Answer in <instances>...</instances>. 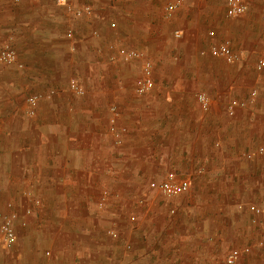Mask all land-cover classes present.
Listing matches in <instances>:
<instances>
[{"label":"crops","instance_id":"crops-1","mask_svg":"<svg viewBox=\"0 0 264 264\" xmlns=\"http://www.w3.org/2000/svg\"><path fill=\"white\" fill-rule=\"evenodd\" d=\"M171 1L74 0L94 8L81 17L56 0H0V48L12 42L23 63L0 65V207L19 198L23 212L31 203L20 194L43 196L19 227L18 245L0 249V264H215L228 240L249 249L241 264L253 261L244 243L264 237L251 221L255 207L264 208V155L247 159L243 151L264 146V68L257 69L264 0H245L236 17L227 16L226 0H181L168 17ZM221 43L240 59L209 52ZM128 48L153 62L151 91L135 92L142 61L124 59ZM52 88L58 93L28 116L23 93ZM255 89L253 103L227 111L228 102L248 100ZM198 92L210 97L208 110ZM112 106L121 143L110 131ZM168 171L191 179L187 193L166 199L180 207L177 215L165 206L160 212L157 202L136 205L130 209H146L138 213L149 218L133 227L113 197L107 217L91 215L87 197L101 186ZM116 224L114 238L107 232ZM184 226L194 227L190 245H182ZM257 253L264 264V246Z\"/></svg>","mask_w":264,"mask_h":264},{"label":"built area","instance_id":"built-area-1","mask_svg":"<svg viewBox=\"0 0 264 264\" xmlns=\"http://www.w3.org/2000/svg\"><path fill=\"white\" fill-rule=\"evenodd\" d=\"M57 4L62 6L68 13L75 16H82L84 14H91L92 7L89 4L83 5H75L70 0H56ZM182 4L181 0L171 1L167 4L165 8L166 16L170 17L173 15L174 11ZM227 8L226 14L230 17L240 16L246 11V3L245 0H226ZM68 37L73 36V30L69 29L66 33ZM177 36L180 34L177 32ZM209 52L217 57H222L226 59L228 62H235L240 59L241 55L237 52L233 51L228 43L221 44H213L210 46ZM124 58L126 60L139 59L142 61V76L139 84L135 88V92L138 94H144L153 89L155 83L153 77V62L146 55L145 52L137 49H130L128 51H124ZM18 62V54L12 42L6 41L0 48V63L3 64H14ZM19 67H23V63L18 62ZM264 68V58L260 59L257 64V69L261 70ZM71 89L78 94H82L84 92V88L81 84H78L77 81H73L71 84ZM48 96H52L55 93V90H49ZM257 95L256 89L251 92L250 99L248 100H237L233 99L227 103V111L230 114H233L237 108H245L249 104L253 103ZM44 97V94L34 93L29 95L26 98V114L28 116H33L36 114V110L38 107V102L40 99ZM196 98L204 110H208L211 106V99L205 92L196 93ZM111 111L113 115L111 117L110 130L112 131L116 143H121V135L116 126L117 122V111L116 108L112 106ZM264 154V146L259 147L255 151H247L244 153V156L247 159H253L257 155ZM202 171V170H200ZM191 179L188 176H181L175 171H168L163 177L159 179H154L149 182V187L153 191L160 193L167 197H174L177 195H181L187 193L190 189ZM108 192L103 190L101 192L100 198L98 200V207L103 208L107 203ZM33 206L39 204V199L32 200ZM33 207L26 208V213H31ZM255 216L252 218V222L255 224L264 225V208L256 206L254 209ZM15 217L16 213L12 211L8 212H0V241L3 246L7 249L11 248L17 241V233L15 227ZM108 233L116 238L118 237L117 230L110 229ZM263 242V241H262ZM249 249H242L238 247H232L225 258L226 264H236L238 262L244 252Z\"/></svg>","mask_w":264,"mask_h":264},{"label":"rangeland","instance_id":"rangeland-1","mask_svg":"<svg viewBox=\"0 0 264 264\" xmlns=\"http://www.w3.org/2000/svg\"><path fill=\"white\" fill-rule=\"evenodd\" d=\"M71 2L73 4H75V5H78V6L79 5H83V4H89V3H83V4H80L79 3V4H77V3L74 2V0L71 1ZM89 5L92 7V13L89 14V15H94V12L95 11H94L93 6H92V4H89ZM84 15H88V14H84ZM84 15H82V16H84ZM69 29L73 30L71 27H69L67 29L66 33L68 32ZM73 36H74V32H73ZM130 49H134V48H128V49H125V51H128ZM137 50H140V49H137ZM141 51H143V50H141ZM143 52H145V51H143ZM123 57H124V52H123ZM0 65H8L9 66L10 64L0 63ZM50 90H55V93H58V91H57L56 88H52ZM84 90H85V88H84ZM34 93H41L42 95L44 94V97L42 96V98L38 102V106H39V103H41V102H43L45 100L48 101V100L52 99V97L55 94L54 93L52 96H48V93L49 92H37V91L34 92V91H28V92H24L23 93V95L19 99V103L25 105V108H26V98L29 95L34 94ZM111 133H112V131H111ZM121 141H122V139H121ZM243 152L246 153L247 150H245ZM163 175L162 176L157 175V174L156 175H152V176L142 175V177H140V176H133V177H129V178H124L123 179V182L121 184H119L118 186H116V187H111L109 185L101 186L100 188H98L96 190L97 194H93L89 198L87 197V200H91L93 202V205L95 206V209H94V211L92 212L91 215L94 218H96V219L97 218L99 219V217L100 218L107 217L108 216V213H105L107 211H104V210H106L108 208L106 204H108L110 202L111 197H113L111 202H113L114 204L119 205L120 206L119 208H122L124 214H126L125 216L128 217V224H130L133 227L134 226H138V225H140L142 223H146V221H143V218L145 220H148V218H149V211L144 216H140L139 215L138 212L144 213V210H146L144 208H143L144 210H137V214L134 211H132L133 209L132 210L130 209L131 207L134 208L136 205L139 206V207L148 208L149 205H151L152 203H156L157 202L158 204H161V207H159L160 212L162 211V209L165 206L168 209L167 214L170 217H172L174 215H177L179 213V211H180V207H178V205L176 206L175 204L172 205V202H166V199L167 200L168 199L169 200H175L176 197L178 198L179 195L174 196V197H167V196H164V195H162L160 193H157L156 191H153L149 187V182L151 180L159 179V178L163 177ZM103 190H106L108 192V199H107V203L105 204V206L101 209V208H98V205H96V204H98V200H99L100 195H101V192ZM128 190H130V191H128ZM20 196L23 197V201L25 203H27V204L28 203H31V205H27V206H25L23 208V212H19V210L17 209V206H19V205H17L18 204L17 203V200L19 198L18 199H15L14 201L13 200L10 201V203H7V205H6L5 208H1L0 207V212H2V213L3 212H8V211H12V212L16 213V217H15V227H16V233H17V241L9 249L5 248L3 246V244L1 243V241H0V249H2V250H6V251L12 250L13 248H15L18 245V243H19V238H18V236H19V227H25V226H27L28 216L33 214V212L35 211V207H38V206H41L42 205V199H43L42 197L43 196H41V195L39 196V195H37L34 192L26 191L22 195L20 194ZM22 197H20V198L22 199ZM34 199H39L40 203L33 206L32 200H34ZM170 203H171V205H169ZM29 207H33L32 212L31 213H26L25 210H26V208H29ZM112 227L115 230L118 229V225L117 224L114 225V226H112ZM184 227H186L188 231L181 230L182 232L179 233L181 236L183 235L182 236L183 237L182 245H188V244L190 245V244H192V239L188 235L193 230L194 227L193 228H192V226H184ZM256 228H257V231L258 232H260L261 234L264 235V225L257 224V227ZM117 232H118V230H117ZM263 235H261V237ZM118 236H119V232H118ZM247 240H248V238H247ZM244 244H245V246H248L249 248H251L252 252H255L257 254V258L258 259H256V254H254V259L251 262V264H257V261L260 262L261 261V258L258 257L257 248L259 249V248H261V247L264 246V237L263 238H260L258 236L254 237V238L252 237V238H250ZM258 246H261V247H258ZM232 247H238V248L245 249V248L241 247V244H239L237 242H233V241H230V240H228L226 242H221L219 248H217L218 249L217 250L218 251L217 252L218 255H217L215 264H226L225 263L226 255H227L228 251ZM127 248L129 249L130 246H128ZM245 253L246 252H244L242 258L238 262H236V264H241L240 262H242V259L245 258V255H246ZM208 262L209 261L206 260L204 263L205 264H208ZM188 263H190V262H188Z\"/></svg>","mask_w":264,"mask_h":264}]
</instances>
